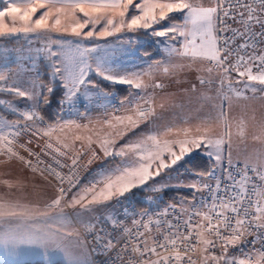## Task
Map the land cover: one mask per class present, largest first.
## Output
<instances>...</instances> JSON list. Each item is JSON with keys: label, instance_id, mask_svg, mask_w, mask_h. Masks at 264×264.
Masks as SVG:
<instances>
[{"label": "snow or ice", "instance_id": "snow-or-ice-1", "mask_svg": "<svg viewBox=\"0 0 264 264\" xmlns=\"http://www.w3.org/2000/svg\"><path fill=\"white\" fill-rule=\"evenodd\" d=\"M21 36L40 46L0 65V242L65 264H264V0H9L0 41ZM142 38L162 57L134 70ZM57 89L77 119L47 118ZM234 135L259 147L240 159ZM194 153L208 167L188 175Z\"/></svg>", "mask_w": 264, "mask_h": 264}, {"label": "rangeland", "instance_id": "rangeland-1", "mask_svg": "<svg viewBox=\"0 0 264 264\" xmlns=\"http://www.w3.org/2000/svg\"><path fill=\"white\" fill-rule=\"evenodd\" d=\"M5 6L6 5L4 3H0V9L4 8ZM13 43L15 45H17V46H22V47H24L25 45H28V43L23 39L22 36H21V38L19 40H14ZM31 46H33V48L35 49L36 47H39L40 45L38 43H33ZM152 46L155 47V50L153 52L152 51H150V52L145 51L144 52L145 55L153 56V53H156L157 44L153 43V40L151 38H149V39H143L142 38L138 45H133V51L136 54L138 52L137 49H139V48L144 49V48H147V47H149V49H151ZM142 51H144V50H142ZM9 53L10 54L7 55V59L9 60L8 62H10L11 59L14 58L13 50L9 51ZM31 54L35 55V52L33 51V53H31ZM135 54L132 57L133 60L135 59ZM28 55H29V53L27 52L26 55L23 53V55H18L17 54L15 56L17 61H19V62L22 61L23 62L21 64L19 63L21 68H24L25 66H29V67L31 66L27 60H24V59H19L18 60V57H24V56H28ZM153 60H156L155 57H153L152 61ZM128 66L130 67L131 65H128ZM36 67L40 68L41 75H43L45 77L47 76V72H46L47 65L45 64V62H44L42 57L39 60V62L37 63ZM22 75H24L25 78L27 76V74H22ZM104 83L107 84V85H110V84H108L106 82H104ZM111 86H114V85H111ZM116 87H118V86H116ZM118 97H120V96H118ZM0 99H13V98H9V97H6V96H3L2 94H0ZM16 103L19 104V100L18 99L16 100ZM253 107H255L257 109L256 115H257V118L259 119L261 113L264 112V109H262L260 107L259 102H255L253 104ZM88 111H89L90 118H92L93 120H95L96 118H98L101 115V112L99 111V106L98 105L89 106V110ZM251 114H252L251 112L248 113L249 116H251ZM81 122L87 123V120H83ZM234 132H235V130H234ZM251 132H252V129H251V127H249V129H248L249 135H251ZM233 139H234V149L238 148L240 150V153H241L240 159H243V156L245 154L251 153L253 149L259 147L258 144H254V143L251 142V140H249V142L247 144V152H245L244 151V145H241L239 143V138L234 135ZM191 157L189 158V162L184 166V169H182L183 171H185V173L186 172L189 173L188 175H191V171H193L191 166H190V164H189ZM234 157H235V151H234ZM87 176H88V174H87ZM172 190L189 191V190H186V189H172ZM138 194H145V193H138ZM18 251H20V254H18L17 256H14L13 258H9V260L5 259L6 261H4V264H25V263H36V262H41L43 264H65L63 254L61 252L57 251V250H50L48 252V254L45 255L43 250H41L39 248H36V247H33V246H27V245H20L16 249V252H18Z\"/></svg>", "mask_w": 264, "mask_h": 264}, {"label": "crops", "instance_id": "crops-1", "mask_svg": "<svg viewBox=\"0 0 264 264\" xmlns=\"http://www.w3.org/2000/svg\"><path fill=\"white\" fill-rule=\"evenodd\" d=\"M9 2V0H0V3H4L5 5ZM3 8H1L0 10H2ZM37 15H39V13H37ZM8 23H11L10 21H8ZM31 47L34 51L33 46L31 45H25L24 47L22 46H17L15 45L13 42H5V41H0V65H3L4 63H8L10 64L13 68L16 67L17 63H23L22 61H17L16 60V55H23V53L26 55L27 54V49ZM5 49H7V51H5ZM13 50V56L14 58L11 59L10 62H8L9 60L7 59V55H9V51ZM138 52L135 54V59H134V63H135V68L134 70H139L140 67H144L147 66V64L152 62L153 57H155V59H160L162 57V52L160 51V47H156V53H153V56H147L145 55V51H154L155 47L152 46L151 49H149V47L147 48H139L137 49ZM144 50V51H142ZM24 51V52H23ZM140 51V52H139ZM33 53V52H32ZM132 67V65L130 66V68ZM111 85V84H110ZM114 86H118V87H122V88H126L125 86H120V85H114ZM187 85H177V84H171L169 86V88L167 89L168 91H175L177 88L179 87H186ZM3 96H8L7 94H2ZM9 98H13V97H9ZM19 100V99H18ZM243 103V102H241ZM25 102L22 100H19V106L20 107H24ZM193 109L191 111L186 110L185 113H183V115L186 116H191V117H195L196 116V112ZM240 112V108L236 107L233 109V115H236ZM60 118L58 120H56L55 122H63V120L69 119L67 116L64 115H60ZM234 131V130H233ZM201 159H205L208 161V158L206 156H202L199 154L194 153L190 159V166L192 168L193 171H198V170H204L205 167V162H203V160ZM4 178H8V177H4V176H0V179H4ZM38 179V178H37ZM10 190L7 189L4 185L0 184V195H4L5 193H8ZM18 195V194H17ZM12 198H15V196H13ZM30 199H33V197H29ZM18 254H20V251L16 252V250L14 251L11 247V245L6 246L4 243L0 242V263L4 264V261H6L5 259L9 258H13L14 256H17Z\"/></svg>", "mask_w": 264, "mask_h": 264}, {"label": "trees", "instance_id": "trees-1", "mask_svg": "<svg viewBox=\"0 0 264 264\" xmlns=\"http://www.w3.org/2000/svg\"><path fill=\"white\" fill-rule=\"evenodd\" d=\"M106 90L110 91V92H114L116 95L122 97L124 95L127 94V89L126 88H122V87H116V86H111V85H107L105 83H103L102 85ZM61 94V90L57 89L56 95L53 97V103L51 105V107H49L46 110V115L47 118L52 121L55 122L56 120H58L60 117V108L57 104V99L59 97V95ZM7 97H11V96H7ZM203 160V162H205V167L204 170L207 169L208 167V161L205 159H201ZM164 198L170 202L172 200H178L181 198V196H191V192L190 191H185V190H169L168 192H166L164 195ZM2 264V263H0ZM25 264H43L41 262H36V263H25Z\"/></svg>", "mask_w": 264, "mask_h": 264}, {"label": "built area", "instance_id": "built-area-1", "mask_svg": "<svg viewBox=\"0 0 264 264\" xmlns=\"http://www.w3.org/2000/svg\"><path fill=\"white\" fill-rule=\"evenodd\" d=\"M84 110H85L84 103L81 101L76 105L75 111L70 110L69 107L66 106L63 110L60 109L59 113L61 115L67 116L69 119H77L76 111H84ZM99 111L102 113V109L99 108ZM96 166L97 164H93L90 166V169H94ZM87 174L88 173L86 172L83 175L87 176ZM186 174H189V173L186 172ZM145 197H146V194H137L135 197H130L137 211L141 210L142 207L146 206L147 200L145 199ZM162 200L164 203H168V201L164 198V196H162ZM127 203H128L127 201H122L121 204L116 205L115 211L120 212L123 206ZM103 259H104L103 256L93 254L94 264H100V261Z\"/></svg>", "mask_w": 264, "mask_h": 264}]
</instances>
